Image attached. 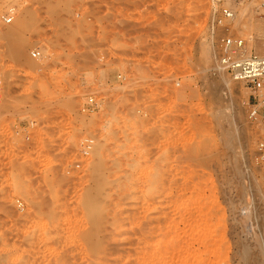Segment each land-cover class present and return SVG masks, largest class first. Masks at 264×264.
<instances>
[{
	"label": "rangeland",
	"instance_id": "1",
	"mask_svg": "<svg viewBox=\"0 0 264 264\" xmlns=\"http://www.w3.org/2000/svg\"><path fill=\"white\" fill-rule=\"evenodd\" d=\"M0 26V264H264V125L218 62L228 34L264 54L263 0H0Z\"/></svg>",
	"mask_w": 264,
	"mask_h": 264
},
{
	"label": "built area",
	"instance_id": "2",
	"mask_svg": "<svg viewBox=\"0 0 264 264\" xmlns=\"http://www.w3.org/2000/svg\"><path fill=\"white\" fill-rule=\"evenodd\" d=\"M223 15L230 17L233 14L224 9ZM13 19V16L8 14L2 18V21L4 24H9ZM33 56H40V51L34 50ZM218 62L234 81L243 83L252 91L255 103L251 104L249 100V115L252 119L262 122L264 125V54L250 50L244 38L228 34L220 39ZM98 106L99 102L94 97H90L83 105L82 110L95 109ZM93 143V138L85 139L81 152L84 155L90 154ZM259 151L262 159H264V141L260 143Z\"/></svg>",
	"mask_w": 264,
	"mask_h": 264
},
{
	"label": "bare ground",
	"instance_id": "3",
	"mask_svg": "<svg viewBox=\"0 0 264 264\" xmlns=\"http://www.w3.org/2000/svg\"><path fill=\"white\" fill-rule=\"evenodd\" d=\"M253 3V2H252ZM263 11V10H262ZM261 11V12H262ZM10 32H8L9 34H8V36H9V38L10 39H13V37H15V35H16V32H13L12 30H9ZM18 32V31H17ZM20 32V31H19ZM5 35V34H4ZM6 36V35H5ZM8 38V37H7ZM9 41V40H8ZM220 66V65H219ZM221 67V66H220ZM159 177V176H158ZM157 178V177H156ZM163 178H164V176H163ZM159 181V180H158ZM161 182V181H160ZM165 182V181H164ZM162 183V182H161ZM162 186V185H161ZM168 189V188H167ZM168 191V190H167ZM171 191V190H170ZM165 192V191H164ZM170 193V192H169ZM168 196V195H167ZM163 205H164V203H163ZM185 209V208H184ZM171 210H173V209H171ZM183 211V210H182ZM138 219V218H137ZM162 219V218H161ZM139 220V219H138ZM141 220V219H140ZM174 222V221H173ZM182 222V221H181ZM186 223V222H185ZM141 224V223H140ZM139 224V225H140ZM144 224V223H143ZM138 225V224H137ZM262 225H264V223L262 224ZM138 228V227H137ZM137 228H136V230H137ZM263 229V228H262ZM133 230H134V228H127V229H124V230H122L120 233H119V235H118V240H119V242H126V240H128L129 238H131L130 236H132V232H133ZM135 232V231H134ZM264 234V233H263ZM128 238V239H127ZM119 245H122V244H119ZM96 250H94V253H96L95 252ZM57 254H59V253H57ZM92 254V253H91ZM94 255V254H93ZM104 255V254H103ZM64 256V255H63ZM68 256V255H67ZM106 256V255H105ZM93 257H95V256H93ZM90 258V257H89ZM97 258V257H96ZM95 258V260H97ZM99 258V257H98ZM104 258V257H103ZM108 259V258H107ZM63 260V259H62ZM69 260H71V259H69ZM93 260V259H92ZM105 260V259H104ZM103 260V261H104ZM61 261V260H60ZM64 261V260H63ZM99 261H100V259H99ZM98 261V264L100 263H102L101 261L99 262ZM108 261V260H107ZM56 262V261H55ZM95 262V261H94ZM94 262H92V264H95ZM53 263V262H52ZM62 263V262H61ZM89 263H91V262H89ZM60 264V263H59ZM65 264V263H64ZM71 264V263H70ZM103 264V263H102Z\"/></svg>",
	"mask_w": 264,
	"mask_h": 264
}]
</instances>
